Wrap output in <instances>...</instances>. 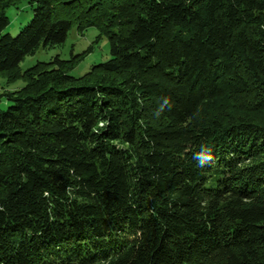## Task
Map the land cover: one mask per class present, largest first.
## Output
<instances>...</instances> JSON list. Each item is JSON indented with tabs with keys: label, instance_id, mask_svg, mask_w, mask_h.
Masks as SVG:
<instances>
[{
	"label": "trees",
	"instance_id": "obj_1",
	"mask_svg": "<svg viewBox=\"0 0 264 264\" xmlns=\"http://www.w3.org/2000/svg\"><path fill=\"white\" fill-rule=\"evenodd\" d=\"M0 73V264H264V0H24ZM98 31L109 57L19 64ZM91 52L92 47L89 49Z\"/></svg>",
	"mask_w": 264,
	"mask_h": 264
},
{
	"label": "rangeland",
	"instance_id": "obj_2",
	"mask_svg": "<svg viewBox=\"0 0 264 264\" xmlns=\"http://www.w3.org/2000/svg\"><path fill=\"white\" fill-rule=\"evenodd\" d=\"M5 15L9 23L3 34L16 36L19 30L32 18V8L26 1L20 0L15 6L7 8ZM97 35L98 31L95 28L87 29L83 35L72 28L63 45L39 50L34 55L25 57L19 64L18 71L23 73L37 63L50 62L56 56L67 61L72 56L80 55L82 57L86 53L79 64L69 72L74 77H80L89 70L90 66L103 62L109 57L107 39L102 38L96 42ZM90 47H92L91 52H89ZM23 86L24 82L21 79L12 82L9 81L8 74L0 73V110H5L10 105L3 94L17 91Z\"/></svg>",
	"mask_w": 264,
	"mask_h": 264
}]
</instances>
